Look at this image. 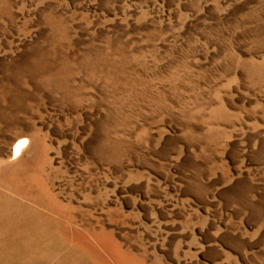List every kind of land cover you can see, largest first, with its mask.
Instances as JSON below:
<instances>
[{
    "label": "rangeland",
    "instance_id": "374dc122",
    "mask_svg": "<svg viewBox=\"0 0 264 264\" xmlns=\"http://www.w3.org/2000/svg\"><path fill=\"white\" fill-rule=\"evenodd\" d=\"M0 197L35 264H264V0H0Z\"/></svg>",
    "mask_w": 264,
    "mask_h": 264
},
{
    "label": "bare ground",
    "instance_id": "6f19581e",
    "mask_svg": "<svg viewBox=\"0 0 264 264\" xmlns=\"http://www.w3.org/2000/svg\"><path fill=\"white\" fill-rule=\"evenodd\" d=\"M19 137L13 155L21 154L26 143ZM44 220L26 207L0 197V264H35L45 255L43 241L51 239Z\"/></svg>",
    "mask_w": 264,
    "mask_h": 264
}]
</instances>
